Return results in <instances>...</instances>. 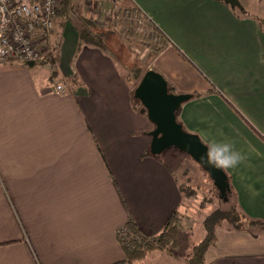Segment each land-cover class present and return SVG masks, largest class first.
<instances>
[{"label": "crops", "instance_id": "obj_1", "mask_svg": "<svg viewBox=\"0 0 264 264\" xmlns=\"http://www.w3.org/2000/svg\"><path fill=\"white\" fill-rule=\"evenodd\" d=\"M236 1L128 3L170 41L147 70L201 94L181 105L182 127L215 153L240 210L264 220V0ZM59 35L49 69L0 63V264H129L119 231L131 220L158 235L186 197L150 152L153 125L122 66L79 46L72 23ZM214 233L203 264H264V234ZM187 254L152 250L135 264H186Z\"/></svg>", "mask_w": 264, "mask_h": 264}, {"label": "rangeland", "instance_id": "obj_2", "mask_svg": "<svg viewBox=\"0 0 264 264\" xmlns=\"http://www.w3.org/2000/svg\"><path fill=\"white\" fill-rule=\"evenodd\" d=\"M74 1L76 2L75 4ZM98 1L70 0L69 11L72 12L70 19L73 22H79V18L87 17L94 23L97 30H103L107 33L106 38L103 40L106 51L113 55L118 64L122 66L124 76L136 86L139 80H135V74H138V71L147 70L148 65L151 64L160 48V38L157 34V29L142 14V18L132 16L135 13V7L130 5L129 1H119L114 6L113 4L110 6L106 3L105 8L103 6L100 8V11L96 12L93 7ZM60 5L59 2V9L54 20V28L49 39V48L51 50L49 55L51 57L55 55L54 47L57 42H61L59 34L65 23L60 15L57 16L60 9H62ZM108 8L111 10L110 13L108 12ZM126 10H132L130 17ZM69 11L66 12L70 15ZM41 64L48 69L50 67L47 60ZM40 66V64L36 63L33 67L39 69ZM162 155L168 164L175 168L181 183V189L188 195V198H184L183 205L179 211L182 217V230L178 232L177 241L178 245L181 244L182 247L178 249L177 246L174 251L179 250L189 254L192 246L204 239L205 230L202 222L205 217L216 209L225 213V216L228 211V205H221V203L217 202L219 193L213 186L211 179L188 155L179 152L175 148H168ZM222 217L223 215L221 216L220 214L214 217L216 220L212 221V224H215L213 232L217 228H220L251 234H264V228L260 225L249 224L246 221V223L240 224L239 229L236 230L227 219H223ZM184 245H187L188 249L184 250Z\"/></svg>", "mask_w": 264, "mask_h": 264}, {"label": "trees", "instance_id": "obj_3", "mask_svg": "<svg viewBox=\"0 0 264 264\" xmlns=\"http://www.w3.org/2000/svg\"><path fill=\"white\" fill-rule=\"evenodd\" d=\"M60 6L62 9H60L58 16L60 15L64 22H70L74 26V29L78 36V45L81 44L87 45V46H94L98 47L99 49H104L103 40L106 38L107 33L103 30H97L96 26L93 22H91L87 17L79 18V22H73L71 17V11H69L70 6V0H60ZM232 8H237L232 7ZM133 10V9H132ZM132 10L128 11L126 10L128 16L130 17L132 15ZM66 11L70 12V15L67 14ZM58 12V11H57ZM68 12V13H69ZM240 12L242 10L240 9ZM147 18L139 9L135 8V13L132 15L134 17L142 18V15ZM151 22V21H150ZM152 23V22H151ZM153 24V23H152ZM154 25V24H153ZM155 27V25H154ZM156 28V27H155ZM157 34L160 38V48L158 49V52L156 54H159L162 50H164L169 44L170 41L162 34L158 28ZM60 43L57 42L55 48V51L57 52L58 47ZM56 54V53H55ZM54 57H51L50 55L45 57V60H47L51 67L54 65ZM42 61V62H43ZM146 71V70H145ZM145 71H138V74H135V80H139L144 74ZM168 90L172 93L179 94L178 92H175L174 89L167 83ZM211 92H214L211 90ZM200 93H194L192 94V97H198L200 96ZM133 97V95H132ZM133 103L136 108L140 109L141 111L145 112V109L140 104V102L133 97ZM179 112L180 109L176 112V121L180 123L179 120ZM146 113V112H145ZM181 124V123H180ZM182 125V124H181ZM184 129V128H183ZM185 130V129H184ZM228 177V176H227ZM228 181L229 177H228ZM181 187V185H180ZM182 188V187H181ZM182 190V189H181ZM182 194L184 197L188 198V195H186L183 190ZM226 201L222 200L218 197L219 204L221 205H228L227 213L224 216L225 213L221 212L219 209H216L212 211L209 215L205 217V219L202 222V226L205 230V236L204 239H202L199 243L194 244L190 250V253L186 255L185 260L186 264H203L204 254L207 250V248L214 242V232L213 227L215 224H212L215 216H218L219 214L222 216L223 219H227L229 223H231L232 227L236 230L239 229V225L242 223H246V221L249 224L254 225H260L264 228V220L260 219H251L247 217L239 208L236 200V195L233 192L231 185H230V191L227 193ZM225 212V211H224ZM181 215L178 211L174 212L169 219L166 221L162 231L155 236H148L141 232L134 223L129 220L126 225L119 231L118 233V240L122 247V250L124 252V258L129 264H135L136 262L140 261L144 258V256L152 251V250H165L172 252L174 249L178 246L177 241V235L180 230H182V220Z\"/></svg>", "mask_w": 264, "mask_h": 264}, {"label": "water", "instance_id": "obj_4", "mask_svg": "<svg viewBox=\"0 0 264 264\" xmlns=\"http://www.w3.org/2000/svg\"><path fill=\"white\" fill-rule=\"evenodd\" d=\"M220 1L231 7L238 6L236 0ZM133 97L143 106L147 119L153 125L152 131L148 133L151 137V154L159 155L168 148H175L188 155L206 172L218 191L219 198L225 200L230 191V182L215 153L197 134L187 132L176 121V112L192 95L170 92L162 75L154 70H147L139 79Z\"/></svg>", "mask_w": 264, "mask_h": 264}, {"label": "built area", "instance_id": "obj_5", "mask_svg": "<svg viewBox=\"0 0 264 264\" xmlns=\"http://www.w3.org/2000/svg\"><path fill=\"white\" fill-rule=\"evenodd\" d=\"M59 2L0 0V63L15 60L30 66L51 53L49 39ZM55 92L63 93V85H56Z\"/></svg>", "mask_w": 264, "mask_h": 264}]
</instances>
